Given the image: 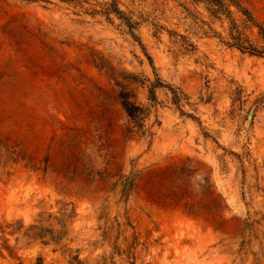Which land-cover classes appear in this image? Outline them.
<instances>
[{"label": "rangeland", "instance_id": "1", "mask_svg": "<svg viewBox=\"0 0 264 264\" xmlns=\"http://www.w3.org/2000/svg\"><path fill=\"white\" fill-rule=\"evenodd\" d=\"M209 9L0 0V264H264V56L230 33L264 40Z\"/></svg>", "mask_w": 264, "mask_h": 264}, {"label": "trees", "instance_id": "2", "mask_svg": "<svg viewBox=\"0 0 264 264\" xmlns=\"http://www.w3.org/2000/svg\"><path fill=\"white\" fill-rule=\"evenodd\" d=\"M204 3H206L210 7V12L215 18H220L221 16L228 17L231 21V8H234L238 13H240L244 18V22L246 24H249L252 27L259 28V34L264 40V32L257 23V21L254 19L252 14L249 12V10L242 7L241 4H239L235 0H199ZM118 16H121V13L119 11H115ZM230 40L232 41V44L230 46L236 47L241 51L250 53L251 55L263 57L264 56V49L262 51H257L255 48H253L251 45H247L244 47L243 45H240V39L236 36L233 31L230 33ZM151 62V61H150ZM157 86H161L159 83ZM120 105L125 112L128 120L131 122V124H134V127H132L131 132L134 133L133 128H140V123L143 121L145 114L142 108L137 106L135 103L131 102V98L128 95V93L122 92L119 95ZM63 218H66L67 215H62ZM59 225L62 229L65 228V221L64 219L59 221ZM40 239L43 241L45 239H48L44 245H49L51 243L58 245L62 242L63 237L62 232H56L54 230H41ZM116 250V248H115ZM130 255V253H128ZM129 259V257H128ZM70 264H85L84 262L79 260V257H72ZM98 264H117L114 261V257H111L109 259H102L101 262ZM128 264H136L135 262H128Z\"/></svg>", "mask_w": 264, "mask_h": 264}]
</instances>
